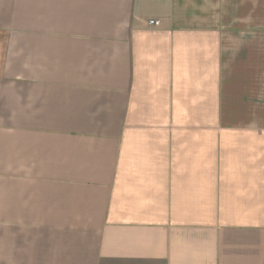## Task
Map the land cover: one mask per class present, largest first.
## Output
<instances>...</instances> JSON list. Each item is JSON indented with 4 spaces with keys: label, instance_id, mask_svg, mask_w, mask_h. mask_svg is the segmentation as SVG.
<instances>
[{
    "label": "crops",
    "instance_id": "obj_1",
    "mask_svg": "<svg viewBox=\"0 0 264 264\" xmlns=\"http://www.w3.org/2000/svg\"><path fill=\"white\" fill-rule=\"evenodd\" d=\"M0 264H264V0H0Z\"/></svg>",
    "mask_w": 264,
    "mask_h": 264
},
{
    "label": "built area",
    "instance_id": "obj_2",
    "mask_svg": "<svg viewBox=\"0 0 264 264\" xmlns=\"http://www.w3.org/2000/svg\"><path fill=\"white\" fill-rule=\"evenodd\" d=\"M151 23H155V21H151Z\"/></svg>",
    "mask_w": 264,
    "mask_h": 264
}]
</instances>
